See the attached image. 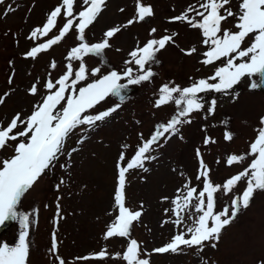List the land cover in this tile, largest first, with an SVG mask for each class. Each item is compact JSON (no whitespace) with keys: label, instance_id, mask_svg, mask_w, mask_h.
<instances>
[{"label":"rangeland","instance_id":"374dc122","mask_svg":"<svg viewBox=\"0 0 264 264\" xmlns=\"http://www.w3.org/2000/svg\"><path fill=\"white\" fill-rule=\"evenodd\" d=\"M202 2L141 0L143 5L151 7L153 15L136 22L137 0H106L102 11L85 29L84 42L89 45L103 41L104 33L111 28L119 27L120 31L109 38L110 46L101 55L83 57L82 62L89 70L88 79L79 82L77 88L111 71L122 74L127 67L133 68L134 75L139 74L134 63L125 64V61L131 60L130 52L142 47L147 40L160 39L166 34L173 36V41L156 54L159 62L151 64L155 75L150 81L127 85V79H121L120 84L136 88V92L121 103L109 96L85 113L95 115L119 105L94 128L80 126L73 130L53 166L21 198L17 212L28 215L30 220L26 229L29 250L25 264H59V260H63L64 264H126L121 257L129 239L137 241L140 258L149 264H264V191L261 190L253 194L250 206L242 208L222 230L215 248L206 242L203 251L195 248H184L179 253L153 251L167 244L181 230L173 222L176 217L171 211V201L177 197L178 190L185 192V184L202 190L203 183L195 177L201 170V160L209 170L211 182L217 185H222L250 164L252 157L247 154L261 127L264 99L256 90L250 89L251 81L247 76L227 93H200L203 107L186 118L189 123L178 125L177 134L166 142L160 141L163 146L155 151L159 153L158 163L147 165V173H128L124 188L125 205L138 207L142 215L133 222L128 237L104 239L103 229L118 210L114 197L120 153L133 152L151 129L159 123H167L177 112L176 105L171 102L161 107L154 106L159 88L164 84L188 87L196 80L213 75L215 69L226 62L222 58L211 65L202 64V54L208 48L202 42L201 30L191 27L186 21L173 20L190 6L198 7ZM61 4L62 0H3L0 3V98L4 100L0 103V126L6 127L17 113L22 119L31 115L34 106L49 94L45 84L59 79L67 71V64L71 63L74 69H78L81 61L66 59L70 49L81 42L75 29L78 20H74L72 29L59 43L39 53L35 59L26 57L31 48L58 35L66 19H72L64 17L62 8L56 27L46 36L38 34L29 38L32 30L42 27L48 15ZM239 4L240 0H230L225 7L238 14ZM83 7H86L83 0H74V16ZM188 14L195 20L201 19L195 12ZM129 20L134 22L128 24ZM236 22L235 16L228 17L222 22V25L225 24L222 28L236 32ZM152 29L156 31L152 33ZM253 36L245 39L242 48L252 43ZM193 47L196 51L186 55ZM53 62L55 68L52 67ZM94 68L101 69L96 76L91 75ZM34 84L38 89L35 95L29 92ZM233 96L237 98L234 100ZM213 99L216 106L210 115L207 109ZM21 130L23 126L14 131ZM226 132L231 133V140L224 139ZM205 137L214 142L205 144ZM16 142L0 149V161L14 154ZM230 155L246 158L242 163L229 166L226 160ZM245 185L246 182H240L229 195L217 192L215 210L222 211L225 206H230L231 198L241 193ZM190 212L194 213V210L185 209L181 215ZM186 223L192 221L187 220ZM22 231L25 228L18 217L13 226L0 235V245L15 247ZM53 234L57 242L55 254L50 251ZM101 251L106 253L103 259L97 258Z\"/></svg>","mask_w":264,"mask_h":264},{"label":"snow or ice","instance_id":"6c2138e0","mask_svg":"<svg viewBox=\"0 0 264 264\" xmlns=\"http://www.w3.org/2000/svg\"><path fill=\"white\" fill-rule=\"evenodd\" d=\"M2 2L3 0H0V3ZM105 2L106 0H83V5L86 7H83V10L74 16V0H62L61 6L56 7L48 15L43 26L37 27L31 32L29 38H35L38 34L46 36L56 27L57 17L63 8L64 17H72V19H66V23L59 30L58 35L46 43L31 48L26 53V57L35 59L39 53L59 43L72 29L74 20H78L75 29L77 39L81 42L78 46L70 49L66 59L81 61V63L78 69H74L71 63L67 64V71L59 79L54 83L49 80L45 84L49 94L43 98L40 104L34 106L31 115L26 119H22L17 113L6 127L0 126V149L9 147L10 142L18 141L13 148L14 154L8 159L0 161V225L9 219L15 220L19 217L20 224L25 228L15 247L0 245V264H25L28 255L29 244L26 240L28 235L26 229L30 220L28 215L17 212V205L21 198L33 188L44 172L53 166L54 161L63 151L66 138L73 130L80 126L94 128L97 122L104 121L112 112H115L119 105L100 111L95 115H86L85 113L109 96H117L123 100L124 97L121 93L127 85L150 81L155 75L151 70V64L159 62L156 59V54L173 41V36L169 35L160 39H149L142 47H137L130 52L131 60L125 61V64L134 63L139 74L134 75L133 68L127 67L122 74L111 71L93 82L77 88L79 82L88 79L89 70L82 62L83 57L101 55L103 50L110 46L109 38L120 31L119 27H114L104 33L103 41L91 45L84 42L85 29L102 11ZM229 3L230 0H203L198 7L190 6L185 13L173 18V20L186 21L191 27L201 30L204 38L202 42L208 48L202 54L204 57L200 61L202 64L211 65L222 58L226 62L223 66L217 67L213 75L206 79L196 80L188 87L181 88L164 84L159 88V96L155 100L154 106L161 107L171 102L176 105L177 112L167 123L158 125L150 138L142 141L141 146L135 151L131 160L127 161L126 166H121L118 162L114 197L118 215L108 225L104 234L105 240L111 237H128L133 222L139 220L142 215L140 211H133L125 206L126 173L131 169L144 168L145 161L155 158L150 155L153 146H163L160 143L161 140L166 142L172 135L177 134L178 125L190 122L186 118L203 107L200 93H227L245 76L250 78V89L264 88V0H240L238 14L225 7ZM189 12H195V15L201 19L195 20L189 16ZM151 15H153L151 7L145 6L141 0H137L136 17L138 19L136 22L143 21ZM232 16H235L237 21L235 28L238 31L236 32L222 28V22ZM133 22V20H129L128 24ZM151 31L154 33L156 29ZM252 34H254L252 43L247 48H242V43ZM195 51L196 49L193 47L185 54L191 55ZM237 60L241 62H235ZM55 66V62H53L52 67L55 68ZM100 71V68H94L91 70V75L96 76ZM252 77H258V79H251ZM124 78L127 79V85L119 83ZM37 91L35 84L29 90L33 95ZM236 98L233 96L234 100ZM62 101L63 105L58 108L57 106L61 105ZM3 102V98H0V103ZM215 106L216 100L213 99L207 109L208 114L214 113ZM260 124L261 127L250 144L247 154L252 157L250 164L243 171L228 178L222 185L211 182L209 170L201 160V170L196 179H202V190L198 191L195 187H190L189 184L184 185L186 192L178 190L177 197L171 201L173 205L171 211L176 217L173 221L174 224L181 230L172 236L167 244L154 249V252L179 253L184 248L203 251L206 242L211 243V246L215 248L222 230L238 216L242 208L247 209L250 206L253 194L257 190L264 191V117H261ZM21 126H23V130L14 131ZM21 137L24 139H19ZM224 139L231 140V133L226 132ZM210 142L214 141L205 137L204 143ZM197 156H200L199 150H197ZM245 158L243 155H230L227 157L226 163L229 166L239 164ZM120 160H125L123 153H121ZM61 167H65V165H61ZM144 170L147 171L146 168ZM240 182H246V187L241 193L231 198L230 206H225L222 211L217 212L215 210L216 193L222 192L224 195H229L233 193ZM185 209H193L194 213L190 212L182 216L181 213ZM57 215H59V205H57ZM187 220H191L192 223H186ZM56 250L57 242L55 234H53L50 251L55 254ZM105 255V251H101L97 254V258L103 259ZM121 258L126 264H149L147 260L140 258V248L134 239H129ZM83 259H89V257ZM59 264H64V261L59 260Z\"/></svg>","mask_w":264,"mask_h":264},{"label":"water","instance_id":"95a60500","mask_svg":"<svg viewBox=\"0 0 264 264\" xmlns=\"http://www.w3.org/2000/svg\"><path fill=\"white\" fill-rule=\"evenodd\" d=\"M258 89L261 90L264 93V88H258ZM131 91L132 90L125 88V89L122 90L121 95L123 97H126ZM114 97H116L117 100H121L120 97H117V96H114ZM9 225H10V219L5 221V223L0 226V231H3Z\"/></svg>","mask_w":264,"mask_h":264}]
</instances>
